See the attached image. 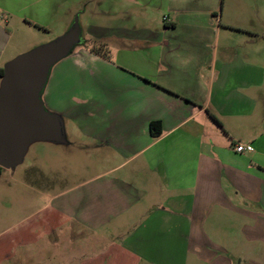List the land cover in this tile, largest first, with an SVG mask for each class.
<instances>
[{"label":"crops","instance_id":"obj_1","mask_svg":"<svg viewBox=\"0 0 264 264\" xmlns=\"http://www.w3.org/2000/svg\"><path fill=\"white\" fill-rule=\"evenodd\" d=\"M179 1L164 30L88 26L89 43L51 68L43 103L96 144L97 172L40 196L16 259L227 264L202 231L211 217L243 247L264 243V67L214 10L180 21Z\"/></svg>","mask_w":264,"mask_h":264},{"label":"rangeland","instance_id":"obj_2","mask_svg":"<svg viewBox=\"0 0 264 264\" xmlns=\"http://www.w3.org/2000/svg\"><path fill=\"white\" fill-rule=\"evenodd\" d=\"M147 2L152 6H148ZM178 2L180 1L139 0L133 3L131 0H0V68L15 56L63 34L75 16H78L81 28V43L75 45L69 54L89 43L86 33L91 25L106 29L164 30L162 17L173 15L174 8L171 5ZM181 5L182 10L177 14L180 21L181 15L199 13V9L214 10L217 15L216 24L233 30V41L264 67V0H185L181 1ZM244 40L250 43L246 44ZM253 50H256V55ZM259 111L264 114V104L259 106ZM61 118L64 124V143H33L21 164L13 169H0V264H39L32 260L16 259L25 257L26 249L30 247L15 244L20 236L26 234L24 227L32 225L31 213L33 207L38 205V199L40 196L44 199L45 194L62 190L97 172L96 144L71 131L69 120L64 116ZM233 129L235 131L236 127ZM212 220L211 217L207 228L204 225L202 231L211 234L220 251L226 249L227 253L221 251L220 256L226 257L227 264H264V243L249 242L248 247H243L245 241L236 237V229L226 230L221 223ZM210 225L216 228L211 229ZM256 244L259 245L257 250L252 248ZM12 247L15 255L13 259H9L7 254ZM190 262L194 264L192 258L188 264ZM44 263L49 264V261ZM195 263L208 264L203 261Z\"/></svg>","mask_w":264,"mask_h":264},{"label":"water","instance_id":"obj_3","mask_svg":"<svg viewBox=\"0 0 264 264\" xmlns=\"http://www.w3.org/2000/svg\"><path fill=\"white\" fill-rule=\"evenodd\" d=\"M81 28L75 16L69 28L53 40L7 61L0 77V167L21 164L36 142L64 143L61 116L49 111L42 92L51 68L81 43Z\"/></svg>","mask_w":264,"mask_h":264},{"label":"trees","instance_id":"obj_4","mask_svg":"<svg viewBox=\"0 0 264 264\" xmlns=\"http://www.w3.org/2000/svg\"><path fill=\"white\" fill-rule=\"evenodd\" d=\"M2 73H3V69L0 68V77H1ZM211 116H212V115H211ZM212 118L215 119L214 116H212ZM149 129H150V132H151V134H152L153 136H157V135H159L160 132H161V128H160V123H159V121H153V122H151V123H150V126H149ZM0 169H1V167H0Z\"/></svg>","mask_w":264,"mask_h":264},{"label":"built area","instance_id":"obj_5","mask_svg":"<svg viewBox=\"0 0 264 264\" xmlns=\"http://www.w3.org/2000/svg\"><path fill=\"white\" fill-rule=\"evenodd\" d=\"M163 20L166 21L167 18H166V17H163ZM242 150H243V146H242V145H237V146H236V151L239 152V151H242Z\"/></svg>","mask_w":264,"mask_h":264}]
</instances>
